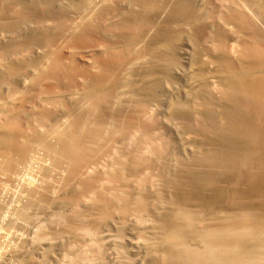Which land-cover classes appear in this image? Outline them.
I'll return each instance as SVG.
<instances>
[{
    "label": "bare ground",
    "instance_id": "bare-ground-1",
    "mask_svg": "<svg viewBox=\"0 0 264 264\" xmlns=\"http://www.w3.org/2000/svg\"><path fill=\"white\" fill-rule=\"evenodd\" d=\"M18 169L27 264H264V0H0Z\"/></svg>",
    "mask_w": 264,
    "mask_h": 264
},
{
    "label": "rangeland",
    "instance_id": "rangeland-1",
    "mask_svg": "<svg viewBox=\"0 0 264 264\" xmlns=\"http://www.w3.org/2000/svg\"><path fill=\"white\" fill-rule=\"evenodd\" d=\"M187 52H184L181 57H184ZM149 112H151L149 110ZM148 112V113H149ZM148 115H151L148 114ZM160 117V116H159ZM157 115V120L160 118ZM159 118V119H158ZM26 166V165H24ZM20 166L19 168H24ZM30 167V166H29ZM33 170V168L28 169ZM8 175L7 182L4 183L5 188L0 194V264H27L26 256L31 253L32 257L36 255L35 245L38 244L35 242V239L41 234H49L48 221L51 218L50 210H43L40 208L42 202L39 198H36L35 201L38 204L37 218H31L29 220H24L14 216L13 211L14 207L21 206L23 201V194L17 192L15 188L19 187L23 181V171L18 169L17 172L6 173ZM28 177V175H27ZM31 177V178H30ZM1 178V177H0ZM29 178L35 183L38 182L33 176ZM2 180V178H1ZM16 184V185H15ZM15 192H14V191ZM16 193L13 195V193ZM12 195H11V193ZM10 194V195H9ZM10 196H17L18 198H10ZM20 204V205H19ZM52 241L59 242L54 236H49ZM63 239V238H61ZM66 241V240H65ZM78 243V244H77ZM35 244V245H33ZM77 246L79 242H76ZM75 244V246H76ZM86 246L85 243L81 242L79 246ZM58 245H61L58 243ZM38 246V245H37ZM43 246V245H41ZM76 247V251L80 247ZM81 247L85 251L86 247ZM24 251V254H20L19 250ZM81 252V251H80ZM58 258H62V255L58 254Z\"/></svg>",
    "mask_w": 264,
    "mask_h": 264
}]
</instances>
